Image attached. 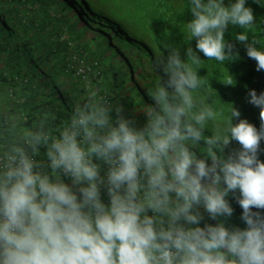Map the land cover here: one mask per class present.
I'll list each match as a JSON object with an SVG mask.
<instances>
[{"label": "clouds", "instance_id": "obj_1", "mask_svg": "<svg viewBox=\"0 0 264 264\" xmlns=\"http://www.w3.org/2000/svg\"><path fill=\"white\" fill-rule=\"evenodd\" d=\"M246 4L188 0L189 46L153 57L155 79L143 89L151 103L135 104L143 126L99 93L101 69L85 59L78 66L91 70L89 83L81 78L89 89L68 120L56 128L51 113L31 127L23 114L3 121L0 264H264V91L247 94L260 128L234 123L239 110L230 103L218 110L202 96L207 80L199 74L198 52L221 65L238 58L226 39L230 26L264 70ZM221 82L236 80L229 73ZM233 140L240 148L226 156ZM230 194L242 228L227 224Z\"/></svg>", "mask_w": 264, "mask_h": 264}, {"label": "trees", "instance_id": "obj_2", "mask_svg": "<svg viewBox=\"0 0 264 264\" xmlns=\"http://www.w3.org/2000/svg\"><path fill=\"white\" fill-rule=\"evenodd\" d=\"M187 5L188 0H0V125L12 114H23L25 127L38 123L44 113L55 116L52 128L68 120L89 89L77 74L79 61L85 59L101 69L99 93L115 103L121 100L128 113L133 110L138 127L143 126L145 117L136 114L135 104L142 98L151 103L143 89L155 79L149 71L153 57L171 48L183 55L189 46L184 26L192 17ZM246 6L255 17L249 39L264 45V0H247ZM89 30L95 31L91 40L85 38ZM239 31L230 26L226 32L237 59L221 65L198 52L199 74L207 80L201 95L218 110L232 104L240 112L234 123L246 119L259 129L260 109L248 102L247 94L250 89L264 91V70L257 71L256 61L234 39ZM103 55L109 63L102 64ZM229 73L234 85L221 82ZM239 148L233 140L225 155ZM260 149L264 161V140ZM228 199L234 211L227 224L245 226L236 194Z\"/></svg>", "mask_w": 264, "mask_h": 264}, {"label": "rangeland", "instance_id": "obj_3", "mask_svg": "<svg viewBox=\"0 0 264 264\" xmlns=\"http://www.w3.org/2000/svg\"><path fill=\"white\" fill-rule=\"evenodd\" d=\"M95 33V31H93V30H89V31H87V33H86V35H85V38H87L88 40H91L93 37V34ZM88 54H89V52H88ZM99 56V55H98ZM90 58H92L91 56H90ZM100 58V60H101V62H102V64L103 63H105V64H107V63H109V59H108V57H105L104 55L103 56H101V57H99ZM136 114L138 115V116H141V114H142V111H136ZM200 154V153H199ZM201 155V154H200ZM242 224H240L239 225V227H244V226H241Z\"/></svg>", "mask_w": 264, "mask_h": 264}, {"label": "built area", "instance_id": "obj_4", "mask_svg": "<svg viewBox=\"0 0 264 264\" xmlns=\"http://www.w3.org/2000/svg\"><path fill=\"white\" fill-rule=\"evenodd\" d=\"M77 74L86 82L89 83V74H90V68H88L86 65L78 66L77 68ZM107 195V194H106Z\"/></svg>", "mask_w": 264, "mask_h": 264}, {"label": "crops", "instance_id": "obj_5", "mask_svg": "<svg viewBox=\"0 0 264 264\" xmlns=\"http://www.w3.org/2000/svg\"><path fill=\"white\" fill-rule=\"evenodd\" d=\"M117 104H123V103H121V100H118V101H117ZM125 115H127L129 118H133V119L135 120L136 126H138V124H137V118H136V116H135V114H134V112H133L132 109L129 110V113H128L127 110H126ZM202 211H203V210H202ZM204 215H205V220H206L208 223H212L211 219L208 218L207 213H205ZM203 223H204V222L202 221V222H201V226H203Z\"/></svg>", "mask_w": 264, "mask_h": 264}]
</instances>
